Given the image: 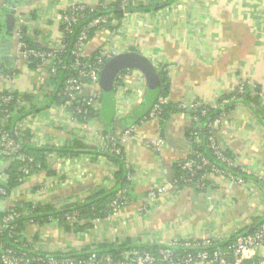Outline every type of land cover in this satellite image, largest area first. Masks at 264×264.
Wrapping results in <instances>:
<instances>
[{
  "label": "crops",
  "instance_id": "1",
  "mask_svg": "<svg viewBox=\"0 0 264 264\" xmlns=\"http://www.w3.org/2000/svg\"><path fill=\"white\" fill-rule=\"evenodd\" d=\"M104 1L117 0H0V95L23 99L30 116H39L28 122L24 133L30 135L31 146L48 150L47 170L27 176L9 194L14 201L59 209L84 201L98 190L112 189L118 165L110 159L95 154L68 157L57 149L78 140L99 151L103 142L96 132L120 134L127 129L128 117L138 119L133 137L123 144L133 182L118 214L74 232L55 222L30 225L25 232L32 239V250L92 253L103 244L156 247L174 240L229 239L254 229L264 219V123L254 107L236 103L215 132L217 144L244 172L245 183L238 185L229 177L208 173L203 189L175 185L177 164L189 157L188 134L197 124L176 108L200 101L215 109L242 82H251L264 93V0H129L133 8L151 9L128 12L116 19L115 27H108L110 32L92 34L84 53L95 56L111 42L120 54L135 52L149 59L167 75L165 97L172 112L163 120L139 123L148 111L141 108L147 85L144 77L136 76L121 91L114 90L112 114L76 123L58 108V101L50 102L57 90L54 80L19 58L16 32L22 29L28 44L48 47L61 37L53 21L57 13L76 3ZM118 102H123L120 113ZM158 138L163 140L158 150L142 143ZM3 163L0 184L5 186L6 171L13 162ZM157 186L166 187V192L146 204L148 192ZM3 205L5 213L7 205ZM256 252L264 257V246Z\"/></svg>",
  "mask_w": 264,
  "mask_h": 264
},
{
  "label": "built area",
  "instance_id": "2",
  "mask_svg": "<svg viewBox=\"0 0 264 264\" xmlns=\"http://www.w3.org/2000/svg\"><path fill=\"white\" fill-rule=\"evenodd\" d=\"M120 1L122 9L129 4V0ZM116 1V2H117ZM115 2V3H116ZM114 2H100L96 5L85 3H76L67 9L55 15L54 25L60 32V40L56 43L49 44L48 47H40L30 45L26 41L25 34L22 29L17 30V53L19 58L36 63L35 70L46 78L58 77L62 71L69 73L63 82L59 95L65 98V102L58 105V108L64 112L68 120L78 122L81 118L86 121L88 117L102 108V94L99 87V80L104 65L112 58L119 55L118 47L115 43L108 42L95 56H86L85 47L88 44L92 33L103 34L110 32V27L116 26V18L113 14H101L80 30L75 41L70 45V37L73 34L74 27L81 21L86 19L88 13L97 11L98 8L106 11L112 9ZM128 12H125L126 15ZM144 76L135 69H125L120 71L114 80V90L121 91L126 83H129L132 77ZM246 85L255 87L251 82H242L238 87V92L243 93ZM264 99V93L259 94ZM81 98V100H78ZM119 101V100H118ZM169 103L167 97H160L154 104L148 116L143 117L139 123L148 119H160V115L164 106ZM227 103L226 100L221 102V106ZM123 102L117 103V111L120 113L124 108L121 106ZM14 109L21 110L26 108L23 99L15 97L13 94L0 95V163L8 160H19L22 163L20 171L27 177L33 171L34 159L23 153V143L18 140L17 136L24 134L29 121H34L39 116L28 115L21 122L17 123L13 132L7 129V125L11 120V106ZM178 108L189 114V116L198 122L200 116H206L213 107L200 101L190 103H181ZM35 117V118H34ZM222 117L215 119L208 125L209 130V147L213 151L216 160L226 166L220 169L212 164V162L202 153L189 149V157L186 161L178 163L177 167L189 173V178L185 181L189 186L203 189L206 183V171L218 176L231 178L236 184L243 185L245 183L242 177L236 176L231 169H239L236 159L228 157L225 150L217 144L215 140V132L218 130ZM161 120V119H160ZM138 125H130L124 132L120 134L99 135L101 145L99 151L104 154H112L121 157L126 168V178L129 182H133L132 167L124 154L123 144L133 137ZM193 137H197V132L191 133ZM195 141H198L196 139ZM142 143L146 148L158 150L163 143L161 138L153 141L143 140ZM242 171V170H241ZM203 172L200 176L199 173ZM242 173H244L242 171ZM196 176H198L196 178ZM127 190H121L117 194V198L111 204V215H117L122 204L126 200ZM166 192V187L157 186L152 188L146 197V204L153 203ZM0 202L7 205L5 216L0 222V264H264V257H259L256 252L257 248L264 246V219L255 227L251 233L241 235L237 238L235 244L224 247H216L212 250L215 243H222L227 239H202V240H174L168 244L158 245L157 254L143 249H132L124 251L117 259L107 255L100 257L96 252H92L89 258L81 260L72 257H55L53 253L48 257L30 255L27 250L32 249V239L26 232L18 231L17 222L23 216V213L16 210V203L8 194V190L0 184ZM145 209L143 206L140 210ZM68 225H74L78 222V213L73 212L66 216ZM50 222L60 224L59 220L52 219ZM30 225H35L33 221ZM4 233L13 240L14 244L21 246L22 250H17L7 246L2 240ZM185 250V252H177ZM35 252V251H33ZM36 253V252H35ZM62 253V252H59ZM64 254V253H62Z\"/></svg>",
  "mask_w": 264,
  "mask_h": 264
},
{
  "label": "trees",
  "instance_id": "3",
  "mask_svg": "<svg viewBox=\"0 0 264 264\" xmlns=\"http://www.w3.org/2000/svg\"><path fill=\"white\" fill-rule=\"evenodd\" d=\"M171 1L173 0H168V2H171ZM154 7H157V5H155ZM150 9H151L150 7L143 6V5L133 8L132 4H129L125 9H122L120 1H117L114 4L113 8L107 11L105 9L98 8L97 11L88 13L86 16V19L81 21L77 26L74 27L73 34L70 37L71 39L70 45H72V43L75 41L79 33V30L85 24H87L90 20H92L93 18L101 14L111 13L117 19V18H121L125 12H134L135 10L137 11L148 10L149 11ZM30 45L32 46L31 42H30ZM34 64L36 63H32V65ZM68 75H69L68 72L62 71L58 74V77L52 78V80H54L53 84H55V87L57 86V90L50 97V102L58 101L59 104H63L65 102V98L62 95H59V93L63 86L62 82H64L63 80L66 79ZM158 75H159V80H160L158 92L150 98L148 97V93L146 94L141 104V108H144V109L146 108L145 111L146 110L148 111L147 113L145 112V115H143L142 118L149 115L154 104L157 103L160 97H165L168 95L169 83H168V78H167L165 71L162 70L158 72ZM261 92H262L261 88L257 85L255 87L246 85L243 93H239L238 88H237L235 92L222 98L221 101L226 100L227 103L224 106H221V101H220V104L215 109L213 108L210 109V111L207 113L206 116H200L196 126L188 134L190 148L196 152L202 153L216 167L220 169H225L226 166L216 160V157L214 156L213 151L209 147L208 125L219 117L223 116V119H225L234 109L235 104L238 102H243L249 106L254 107L256 113L259 115L260 119L264 123V105L262 104V101L264 99L259 95ZM102 102H103L102 108L100 109V111L91 114L87 120L93 119L96 117L97 118L102 117L105 113H109V114L113 113L114 102L112 101L104 102L103 100ZM169 105L170 104L168 103L166 106H164L163 111L160 115L161 120L165 119V116H167L169 112H172L171 109L168 108ZM10 107H11L10 112L12 113L13 117L11 118V120L9 121L7 125V129L13 132L15 125L21 122L28 115H30L31 112L29 110H26V108L17 110V109L12 108V105ZM1 109L2 108L0 107V110ZM176 109L180 111L178 107ZM80 119L82 120L83 118L80 117ZM137 120L138 119L136 118L135 122ZM193 131L197 132V137H193L191 135ZM27 135L28 134L24 133L21 136H17V138L23 143V149H22L23 153L34 159L33 171L31 173H39L41 171L47 170V167H46L47 159L45 155L48 152V150L44 148L43 149L34 148L33 146H31L30 140H29L30 135L28 136ZM196 139H198V141H195ZM57 150H58V153L67 155L68 157H74V156L82 155V154H95V155L104 156L105 158L110 159L113 163L118 165V170L116 172V179H117L116 185L110 190H106V189L98 190L94 192L90 197L85 199L84 201L74 203V204H69L68 206H65L59 209H56L55 207H51V206L43 207V206L33 205L25 201H15L16 210L18 212L23 213V216L17 222L18 231L25 232L29 226L30 221H33L35 224H38L39 226H41V225L49 223L52 219L59 220L60 224L66 229V231L74 232V231H81V230L89 229L93 226V222L95 220L104 219L110 216L111 215V204L117 198L118 192L121 190L128 191L129 189L130 182L126 178L127 171H126L125 164L123 163V160L121 159V157L112 155V154H104L103 152L98 151L94 147L85 145L78 140H75L71 144L61 149H57ZM225 154L228 157H232L226 152ZM21 166H22V163L16 159L12 163L11 167L6 171L9 178H8L7 184L4 187L8 190V194H11L13 190L18 188L23 183L24 179L26 178V176L20 171ZM209 172L210 171L207 170L206 174ZM231 172L235 174L236 176H239L245 179V174L242 173L240 169H231ZM201 174H203V172H200L198 176H200ZM198 176H196V178ZM188 178H189V173L177 167V178H176L177 182L175 185L178 187V189H181L186 185L187 186L190 185L189 183L185 182ZM207 185L208 184L206 182L203 188H207ZM126 201L127 200L124 201L122 206L126 203ZM73 212L78 213V222L71 226L67 224L66 216L69 214H72ZM4 216H5V213L0 214V222ZM262 221L263 220L258 222L255 227L259 226V224ZM252 231L253 229L249 228L248 230H244L242 232H239L238 234L231 236L229 239H227L226 241H223L222 243H215L214 246L212 247V250L216 249V247L226 248L227 246L233 245L237 241L238 237L244 234L251 233ZM2 240L7 246L13 247L17 250H22L20 245L18 244L15 245L13 240L7 237V233L3 234ZM132 249H143V250H147L149 252L157 254L158 247L157 246L156 247L155 246L154 247L153 246H138V245L131 246L130 244H120V245L103 244L97 248L96 253L101 258L109 255L112 258L117 259L122 252L132 250ZM27 251L30 255H32V257L34 256L48 257L49 255L47 253H42V252L35 253L31 250L30 251L27 250ZM183 251L185 252V250H178L177 252H183ZM53 255H55V257H58V258L65 256V257H72V258H77L81 260H86L91 255V252L89 251L71 252V253L68 252L64 254L53 253ZM32 264H40V263L33 262Z\"/></svg>",
  "mask_w": 264,
  "mask_h": 264
},
{
  "label": "water",
  "instance_id": "4",
  "mask_svg": "<svg viewBox=\"0 0 264 264\" xmlns=\"http://www.w3.org/2000/svg\"><path fill=\"white\" fill-rule=\"evenodd\" d=\"M125 69H135L139 71L145 78L147 85V93L148 97L154 96L159 89V75L157 69L154 67L152 62L146 57L135 53H122L117 55L116 57L109 60L103 67L100 80L99 87L102 94V98L104 102H114L115 108V91H114V80L117 74ZM135 117L130 116L124 122V126L128 128L130 125L134 124ZM15 160H9L8 162H4L3 166H10L12 162ZM4 212V205L0 202V213Z\"/></svg>",
  "mask_w": 264,
  "mask_h": 264
}]
</instances>
